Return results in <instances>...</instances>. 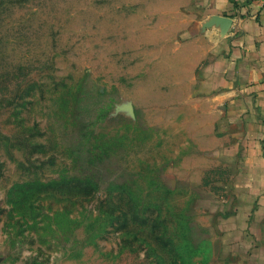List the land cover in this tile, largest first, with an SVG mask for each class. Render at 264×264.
<instances>
[{
	"label": "rangeland",
	"instance_id": "obj_1",
	"mask_svg": "<svg viewBox=\"0 0 264 264\" xmlns=\"http://www.w3.org/2000/svg\"><path fill=\"white\" fill-rule=\"evenodd\" d=\"M162 6L0 0V264H240L215 222L232 166Z\"/></svg>",
	"mask_w": 264,
	"mask_h": 264
},
{
	"label": "crops",
	"instance_id": "obj_2",
	"mask_svg": "<svg viewBox=\"0 0 264 264\" xmlns=\"http://www.w3.org/2000/svg\"><path fill=\"white\" fill-rule=\"evenodd\" d=\"M160 1L159 15L196 58L194 94L214 157L232 166L231 198L215 212L223 247L240 264H264V0Z\"/></svg>",
	"mask_w": 264,
	"mask_h": 264
},
{
	"label": "water",
	"instance_id": "obj_3",
	"mask_svg": "<svg viewBox=\"0 0 264 264\" xmlns=\"http://www.w3.org/2000/svg\"><path fill=\"white\" fill-rule=\"evenodd\" d=\"M213 23L222 24L223 28H226L230 24V19L228 17L223 16H215L211 20Z\"/></svg>",
	"mask_w": 264,
	"mask_h": 264
}]
</instances>
